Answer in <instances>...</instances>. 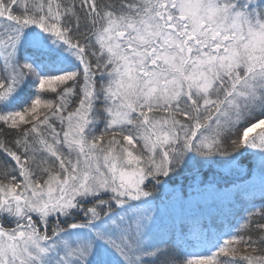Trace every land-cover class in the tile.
I'll list each match as a JSON object with an SVG mask.
<instances>
[{
  "label": "snow or ice",
  "instance_id": "1",
  "mask_svg": "<svg viewBox=\"0 0 264 264\" xmlns=\"http://www.w3.org/2000/svg\"><path fill=\"white\" fill-rule=\"evenodd\" d=\"M0 264H264V0H0Z\"/></svg>",
  "mask_w": 264,
  "mask_h": 264
},
{
  "label": "trees",
  "instance_id": "2",
  "mask_svg": "<svg viewBox=\"0 0 264 264\" xmlns=\"http://www.w3.org/2000/svg\"><path fill=\"white\" fill-rule=\"evenodd\" d=\"M188 183H189V178H188L187 174H185V176L178 177L176 181L170 183L168 185V189L170 191L172 188H175L176 191L179 192V191H181V187H182L184 191H187L188 190V188H187ZM157 195H163V194L157 193Z\"/></svg>",
  "mask_w": 264,
  "mask_h": 264
}]
</instances>
